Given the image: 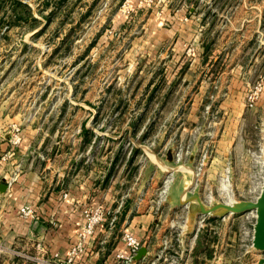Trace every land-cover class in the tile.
<instances>
[{
    "label": "rangeland",
    "instance_id": "rangeland-1",
    "mask_svg": "<svg viewBox=\"0 0 264 264\" xmlns=\"http://www.w3.org/2000/svg\"><path fill=\"white\" fill-rule=\"evenodd\" d=\"M243 19L246 27H239ZM239 45L241 69L251 73L243 104L250 110L247 135L252 141L247 151L236 148L227 158L219 154L212 179L205 178L207 151L187 170L200 183L205 206L253 200L264 176V117L254 118L258 103H264V0H0V141L7 133L11 149L29 131H97L107 155L121 139L115 146L123 145L120 155H130L128 148L141 144L150 149L148 159L159 163L161 131L186 129L189 138L202 128L187 116L197 94L196 77L208 82L205 69H212L215 55L220 69H229ZM209 93L201 107L203 125L217 123L225 91L216 82ZM175 159H181L180 150ZM168 177L172 180L170 171L162 180ZM159 186L160 193L164 187ZM122 205L120 200L118 211ZM226 215L225 236L217 216L198 213L195 226L214 222L215 256L222 252L219 243L225 244L226 264H257L262 253L251 243L254 214ZM128 232L134 235L121 232L124 246L115 252L114 264L117 253H125ZM176 237L173 231L165 240L167 251H175ZM84 251L70 264H79L76 259ZM176 262L168 259V264Z\"/></svg>",
    "mask_w": 264,
    "mask_h": 264
},
{
    "label": "crops",
    "instance_id": "crops-1",
    "mask_svg": "<svg viewBox=\"0 0 264 264\" xmlns=\"http://www.w3.org/2000/svg\"><path fill=\"white\" fill-rule=\"evenodd\" d=\"M242 26L246 27L244 19L239 21V27ZM237 52L230 57L229 69H220L216 55L213 57L212 69H205L209 73L205 85L202 78L196 77L197 94L187 116L194 127L202 128L191 131L189 138L186 129L161 131L159 163L148 159L150 149L141 144L128 148L130 155H120V150L125 151L123 145L115 149L122 143L120 139L107 155L103 137L97 131L82 130L72 135L57 128L45 133L25 132L14 154L3 157L11 147L6 133L4 141H0V183L6 184L0 192V264H23V254L37 253V242L44 247L46 257L55 252L64 255L76 239L83 210L95 205H100L106 214L88 239L85 251L76 259L79 264H114L115 252L124 246L120 239L124 229L140 240L138 249L146 250L141 258L133 257L132 264H168L172 256L176 264H226L225 244L219 243L222 252L215 256L218 245L212 243L214 222L196 227V200L190 199L187 206H183L182 200L193 195L202 197L200 183H194L193 170L187 169L194 167L203 151L209 156L204 167L209 180L219 154L227 158L236 148L239 152L247 151L252 141L247 135L250 110L243 104L251 73L241 69L240 45ZM218 54L221 56V52ZM222 54L226 59V53ZM216 82L225 91L218 108L220 116L215 125H203L201 107ZM200 87L206 90L200 93ZM254 115L255 119L264 117V103H258ZM186 148L189 151H184ZM177 150L181 154L179 160L175 159ZM167 171L172 180L161 196L157 189ZM191 183L192 187L187 189ZM120 200L123 205L118 211ZM155 200L162 203L156 205ZM22 205L32 208V217L19 215ZM218 218L221 219L217 224L223 225L225 236L230 218ZM173 231L177 237L172 252L167 251L165 240L171 239Z\"/></svg>",
    "mask_w": 264,
    "mask_h": 264
},
{
    "label": "built area",
    "instance_id": "built-area-1",
    "mask_svg": "<svg viewBox=\"0 0 264 264\" xmlns=\"http://www.w3.org/2000/svg\"><path fill=\"white\" fill-rule=\"evenodd\" d=\"M250 99H252L251 96H250ZM15 135H17V133ZM18 139H19L18 137L12 138L11 140L12 146H15V144H17ZM13 150L14 148H11L8 151H6L3 157L11 156L14 153ZM168 178L169 179L167 178L164 179L161 183V187H164L162 190H160L161 196L165 193L168 183L171 180V177H168ZM18 212H19V215L24 218H29L33 216V210L28 205L20 206L18 209ZM105 214H106V211L100 205H95V206L86 208L85 210H83V214H82L83 222L77 231L76 239L69 246V248L67 249L64 255H59V253L55 252L51 254L49 257H46L44 256V252H45L44 247L42 246V244L37 242L35 244L37 253L35 255L29 254V253L23 254L22 257L25 260L23 264H70L72 263L76 255L85 249L88 239L93 235L96 227L104 220ZM114 217L115 216L111 217L110 219L111 223L114 222L115 220ZM123 240L125 241V247H126L125 253H117L116 257L119 260L118 264H129L130 260H132L133 255L136 253L137 249L140 246V240L137 237H135L132 233H129V232L124 234ZM262 256H264V254H262Z\"/></svg>",
    "mask_w": 264,
    "mask_h": 264
},
{
    "label": "water",
    "instance_id": "water-1",
    "mask_svg": "<svg viewBox=\"0 0 264 264\" xmlns=\"http://www.w3.org/2000/svg\"><path fill=\"white\" fill-rule=\"evenodd\" d=\"M194 183L197 179L194 177ZM191 183L188 187H192ZM6 188V184L0 183V192H3ZM186 189V190H187ZM195 199L198 204L197 213L208 214L210 216L222 217L226 214H240L246 211H254V223L252 229L251 243L253 248L258 253L264 254V176L262 178V187L258 195L253 200L235 201L233 203H221L217 202L211 206H205L202 203L200 196L193 195L191 198H185L182 200V204L185 205L190 199ZM146 250L140 248L136 251L134 258H141L145 254ZM257 264H264V256L258 259Z\"/></svg>",
    "mask_w": 264,
    "mask_h": 264
},
{
    "label": "bare ground",
    "instance_id": "bare-ground-1",
    "mask_svg": "<svg viewBox=\"0 0 264 264\" xmlns=\"http://www.w3.org/2000/svg\"><path fill=\"white\" fill-rule=\"evenodd\" d=\"M223 187H224V190L225 191H229L230 190V188H229V185H228V183H226V182H224L223 183ZM262 187V186H261ZM230 200H231V198H230ZM232 201V200H231ZM229 203V202H228ZM252 213L254 214V211H252ZM254 217H255V214H254Z\"/></svg>",
    "mask_w": 264,
    "mask_h": 264
},
{
    "label": "trees",
    "instance_id": "trees-1",
    "mask_svg": "<svg viewBox=\"0 0 264 264\" xmlns=\"http://www.w3.org/2000/svg\"><path fill=\"white\" fill-rule=\"evenodd\" d=\"M22 5H25V4H22ZM25 11H27V9L25 10ZM18 16V18H20L21 17V15L19 14V15H17ZM17 19V18H16Z\"/></svg>",
    "mask_w": 264,
    "mask_h": 264
}]
</instances>
